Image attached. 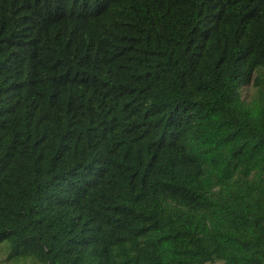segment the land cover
Returning <instances> with one entry per match:
<instances>
[{
  "label": "trees",
  "instance_id": "trees-1",
  "mask_svg": "<svg viewBox=\"0 0 264 264\" xmlns=\"http://www.w3.org/2000/svg\"><path fill=\"white\" fill-rule=\"evenodd\" d=\"M2 244L264 264V0H0Z\"/></svg>",
  "mask_w": 264,
  "mask_h": 264
},
{
  "label": "rangeland",
  "instance_id": "rangeland-1",
  "mask_svg": "<svg viewBox=\"0 0 264 264\" xmlns=\"http://www.w3.org/2000/svg\"><path fill=\"white\" fill-rule=\"evenodd\" d=\"M252 91V89L250 88L248 90V94ZM8 252L9 249L7 247L6 244H2L0 246V264H31L30 260H24V261H20V262H13L12 259L8 258Z\"/></svg>",
  "mask_w": 264,
  "mask_h": 264
}]
</instances>
